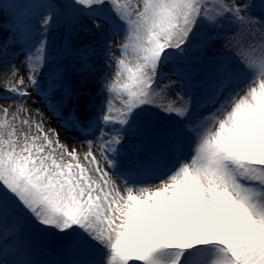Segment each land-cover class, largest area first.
<instances>
[{"label":"snow or ice","instance_id":"6c2138e0","mask_svg":"<svg viewBox=\"0 0 264 264\" xmlns=\"http://www.w3.org/2000/svg\"><path fill=\"white\" fill-rule=\"evenodd\" d=\"M7 8L15 34L0 20V57L18 45L27 72L17 80L7 65L16 99L0 115V264H264V2ZM85 31L94 45L77 43ZM106 33L121 36L120 56ZM97 53L115 71L99 76L103 102L79 114L64 61L90 68ZM169 75L179 92L159 83ZM29 88L63 127L96 134L83 156L45 131L40 109L28 115ZM33 124L38 134L24 131Z\"/></svg>","mask_w":264,"mask_h":264},{"label":"rangeland","instance_id":"374dc122","mask_svg":"<svg viewBox=\"0 0 264 264\" xmlns=\"http://www.w3.org/2000/svg\"><path fill=\"white\" fill-rule=\"evenodd\" d=\"M21 2H26V0H0V20H6L3 27L4 29H11L13 35L15 34V28L12 23L14 9L7 8L8 5L18 4ZM254 3L259 4L264 2V0H253ZM259 14V10H257ZM86 28H91V22L88 20L84 21ZM8 36V32L0 33V45L4 43L5 37ZM96 37H94L89 32L85 31L79 37L77 41L78 44H88L94 45L96 43ZM53 40L57 43L60 41V37L57 34L53 35ZM105 42L111 44L112 55L120 56L117 46L121 43V36H112L111 34L106 33ZM12 39H8V44L12 45ZM0 60L3 62L0 63V115L3 113V108L7 107L12 103V100L16 97L11 96L8 92L5 91V84L7 80L6 73L9 71L7 65L9 63H15L19 68V75L16 77L18 80L20 76H24L27 72L26 67L21 63L24 60V55L20 53L18 45L9 47L7 55L0 57ZM66 65V86L71 92V103L73 107L78 108L79 114L87 115L89 112L93 111L95 107L103 102L104 96L99 91V76L102 73H107L109 78L112 77L115 66L111 61L105 60L102 58V53H97L92 57L88 63L90 68H85L83 63L72 55H68L64 61ZM111 65V66H109ZM168 80L175 81L176 87L175 92H179L183 87V81L175 75H169L165 80L159 81V83H167ZM29 91L32 93L30 97L26 98V104L31 109V112L28 114L32 117L33 120L39 119L37 117L35 110L38 108L43 112V120L45 125V131L51 128H55L59 132V139L61 142L67 144L68 150L75 149L78 153L83 156L85 152L88 151V146L86 141L96 140V134L93 132L85 133L83 131V125L69 130L62 126L61 121L53 116L52 113L46 106V102L42 99L41 96L37 95L35 89L29 88ZM175 92L172 93L171 98L176 99ZM62 94V90H61ZM9 97V98H3ZM15 106L9 109V113L15 112ZM22 116L25 114H21ZM64 115H67L65 111ZM24 131L30 132V134H38L35 124L29 129L28 126H24ZM94 154L97 158H100V149L99 144L93 148ZM103 163V161H102ZM107 167V165H105ZM111 171V169H109ZM114 179L118 183H121L118 177L114 176Z\"/></svg>","mask_w":264,"mask_h":264}]
</instances>
